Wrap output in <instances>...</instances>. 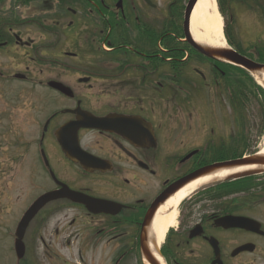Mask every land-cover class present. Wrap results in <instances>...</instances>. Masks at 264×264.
<instances>
[{"label": "flooded vegetation", "instance_id": "af4514ba", "mask_svg": "<svg viewBox=\"0 0 264 264\" xmlns=\"http://www.w3.org/2000/svg\"><path fill=\"white\" fill-rule=\"evenodd\" d=\"M190 1L33 2L30 7L35 10L37 5L51 7L50 12L38 14L40 18L52 14L49 17L54 18L46 24L45 19L25 17L5 22L0 15V57L5 49H22V28L39 27L55 44L46 49L57 48L70 39L76 44L84 41L97 50L103 47L109 53L108 68L95 65L88 75L75 81V86L87 87L89 91L132 93L124 100L74 99L73 103L51 105L53 110L33 142L36 163L45 178L44 189L26 208L46 193L63 189L67 193L68 188L95 200V213L69 198L49 203L24 236L23 259L18 260L12 248V264H144L143 251L151 249L153 224L145 221L154 203L171 186L207 167L206 155L199 152L189 158L196 148L178 143L180 139L168 130L165 134L169 125H165L161 103L164 91L173 90L175 99H180V92L184 91L192 103H211L207 99V91L211 90L222 101L226 84L219 77L225 79L227 71L232 77L236 74L234 69L206 60L185 40V14ZM2 6L0 0V12ZM216 8L230 48L264 64V0H216ZM68 16L72 17L69 23ZM83 48L77 45L75 53H61L60 57L76 60ZM166 63L169 67L186 68L175 75L172 86L166 85ZM57 65L75 75L82 74L78 65ZM4 76L0 65V78ZM20 78L15 74L11 81L17 83ZM23 78L31 80L27 75ZM53 79L64 83L62 74ZM202 94L206 100L200 99ZM80 112L115 119V132L78 131L80 148L96 159L89 171L67 158L57 137L63 126L77 121L76 114ZM8 130L13 132V126ZM2 138L4 135L1 149ZM14 162L21 163L20 154ZM231 177L198 189L178 206L174 227L164 243L156 247L163 264H264V173L242 179ZM15 233L16 229L9 234L13 247L17 241Z\"/></svg>", "mask_w": 264, "mask_h": 264}, {"label": "rangeland", "instance_id": "374dc122", "mask_svg": "<svg viewBox=\"0 0 264 264\" xmlns=\"http://www.w3.org/2000/svg\"><path fill=\"white\" fill-rule=\"evenodd\" d=\"M14 6V0L4 1L3 11L0 12L4 15V20L9 19V15L12 13L11 19H14L16 14H21L25 18H33L38 17L39 13L51 11L49 5L47 7L37 5V10L30 6H20V9H18L19 7L14 8ZM49 15L52 14L43 15L44 24L49 23L46 22L47 20L54 18ZM85 19L87 20V18ZM67 20L69 23L72 17L68 16ZM90 24L92 23L90 22ZM20 38L22 47L31 46L34 48L37 46L40 47V50L37 53L32 52L31 56L25 54L29 48L27 50L22 48L20 51L14 49L9 52L5 50L4 55L0 57V65L3 66L5 75L12 77V75L20 73L31 79L28 82L16 83L9 81L10 77L0 78V141L4 135L2 149L0 148L2 164L0 169V264H12L13 246L9 234L15 231L29 201L44 189L45 178L41 177L39 172L35 155L36 147L33 142L38 139L47 115L53 110L51 107L53 103H73L54 91L45 89V83H41V81L47 82L51 78H56L57 74H62L63 82L73 90L77 99L79 97L88 102L94 101L95 98L102 101L124 100L132 94L126 90L89 91L86 89L87 87L75 86V81L84 75L82 71L89 72L97 64L101 69L109 67L108 62H104L106 58L91 53V46L86 45V42L83 41V44L80 40V43L76 44L68 39L64 45L61 43L57 48L53 46L52 49H45L54 43L50 42L44 33L36 27L22 28ZM73 45H76V48ZM77 45L84 46L80 58L73 60L60 57L61 53H75ZM50 50L52 52H49ZM58 62L71 67L78 65L82 74L75 75L61 66L58 67V65L56 66ZM205 67L208 68L209 65H205ZM27 69H29L28 72ZM167 72L170 71L165 69V75ZM204 72L207 73L206 70ZM104 83L108 85L110 82ZM168 84L171 85L166 83V85ZM252 88L254 87H250V92ZM182 93L180 92V99H175L174 96L164 91L161 102L163 103L165 125H169L168 129H165V134L167 135V130L171 135L174 134L177 139H180L178 143H187L193 148L200 149L208 141L212 144L220 143L223 138L226 139L243 132V128L238 129V125L241 123L240 118L237 117L238 110L228 103L227 94L221 101L217 98L216 93L214 95V92L208 90V99L212 100L211 103H203L198 100L192 103L190 96ZM200 99H205V96L202 94ZM248 100L247 114L242 111L243 103L240 107L247 123L246 133L254 139V143L250 146L251 150H247V153H261L264 148V134L261 138L259 137L261 131H264V123L261 122L260 117L264 112V97L255 93L250 94ZM12 126L13 132H9L8 129ZM16 128L17 131H14ZM209 137L211 140H208ZM169 141L171 144L173 143L172 139ZM17 153L20 154V165L14 162V158L19 155Z\"/></svg>", "mask_w": 264, "mask_h": 264}, {"label": "water", "instance_id": "95a60500", "mask_svg": "<svg viewBox=\"0 0 264 264\" xmlns=\"http://www.w3.org/2000/svg\"><path fill=\"white\" fill-rule=\"evenodd\" d=\"M198 0H192V2L190 3V6L188 7L187 10V17H186V23H185V28H186V35L187 38L189 40V42L193 45V47L199 51L201 54H203L204 56L210 58V59H214V60H218V61H223V62H227L233 65H236L238 67H241L245 70H247L248 72L252 73V74H258V75H264V65H260L257 64L253 61H250L244 57H242L241 55L229 50V49H214V48H210L208 46H203L198 44L197 42L194 41V39L192 38V35L190 34V31L188 32V29H190V20L192 18V14L194 11V8L197 4ZM49 86L51 88H53L54 90L60 92L61 94H63L66 97L69 98H74V93L73 91L68 88L67 86L59 83V82H50ZM79 121L74 123L75 128L72 129L73 131L70 133V143L68 146V149L66 148V144L63 143L64 145L63 148L65 149V152L67 153V156L72 159L73 161H78L80 159H77V156H75V152H76V148H77V132L80 128H89V129H102V130H106L109 131L110 130V125H111V121L112 118H105V119H98L95 118L94 116H92L91 114L85 113V112H81L79 114ZM122 134H124L126 136V134L129 137V134L126 131H122ZM62 137V134H59V138ZM61 141V138H60ZM76 147V148H75ZM84 162V161H82ZM253 166H263L264 167V156H256V157H252V158H248V159H244V160H237V161H230V162H225V163H220V164H215L212 166H209L197 173H195L194 175L190 176L189 178H186L185 180L179 182L178 184L174 185L171 189H169L168 192H166L161 198H159L157 200V202L155 203V206L153 208V210L151 211V213L149 214V216L147 217V222L151 221V223L153 222L158 209L160 208V206L166 202L170 197H172V195H175L176 193H178L180 190H182L183 188H185L187 185L210 175H214L222 170H235V169H240V168H249V167H253ZM259 171H245L243 173H239L236 174L235 176H232L231 178L233 179H240V178H245V177H249V176H253L258 174ZM261 173V172H260ZM69 198L70 200L76 202V203H81V204H85L87 206V208L93 212L94 211V206H95V202H93L92 200L88 199V200H84L82 196L74 194V193H70L67 195H61L60 193H51V194H47L43 197H41L39 200H37L33 206L27 211V213L24 215L19 227H18V232H17V236L20 239V242H18L17 246H16V251L18 253L19 258H21L24 254V245L22 243V239L23 236L26 232V229L28 228L29 224L31 223V221L36 217L37 214L40 213V211L49 203L53 202V201H57L63 198ZM87 199V198H85ZM242 227L245 228H249V225H241ZM144 255L146 258V261L149 264H160L158 262V259H156V257H154V255L152 254V252L148 249H144Z\"/></svg>", "mask_w": 264, "mask_h": 264}, {"label": "bare ground", "instance_id": "6f19581e", "mask_svg": "<svg viewBox=\"0 0 264 264\" xmlns=\"http://www.w3.org/2000/svg\"><path fill=\"white\" fill-rule=\"evenodd\" d=\"M191 33L197 43L214 49H224L226 47L223 36V23L217 12L215 0H200L198 2L191 19ZM256 80L259 85L264 87V75H256ZM260 155L264 156V148ZM246 169L248 168L222 170L189 184L173 196L160 208L152 224L149 236L152 251L156 253V247L164 242L169 230L174 227L177 208L184 200L193 195L197 189Z\"/></svg>", "mask_w": 264, "mask_h": 264}, {"label": "trees", "instance_id": "16d2710c", "mask_svg": "<svg viewBox=\"0 0 264 264\" xmlns=\"http://www.w3.org/2000/svg\"><path fill=\"white\" fill-rule=\"evenodd\" d=\"M18 1H20L21 2L20 4L22 5H29L30 3H33L39 0H18ZM90 18L92 17L90 16ZM240 73L242 77L239 78L238 75H235L234 80H231V79L228 80L227 84L232 88V96L234 98V102H236L237 99L240 97L239 95L243 96L244 103L242 106V111L247 114L246 109L248 105L247 102L249 101L248 100L249 95L258 93L259 95H261V97H264V90L257 86V84L254 82V80L250 77L248 73H246L245 71H241ZM250 87H254L255 89L252 88L250 92ZM233 105L238 110V115L242 122L240 124H241V128H243V132L237 133V135L235 136L233 135L232 137L221 141L220 145L212 146L210 148L211 155L209 157L211 158L212 163L242 158L246 154L247 150H251L250 146H252L251 144L254 143V139L250 138L248 134L246 133L247 123L245 121V115L243 116L240 110L241 103H233ZM260 120L261 122L264 123V112L261 114ZM243 124H244V127H243ZM263 134H264V131H261L259 138H261Z\"/></svg>", "mask_w": 264, "mask_h": 264}]
</instances>
